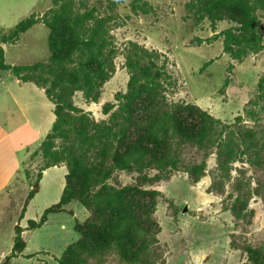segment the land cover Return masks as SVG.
<instances>
[{"label": "trees", "instance_id": "1", "mask_svg": "<svg viewBox=\"0 0 264 264\" xmlns=\"http://www.w3.org/2000/svg\"><path fill=\"white\" fill-rule=\"evenodd\" d=\"M197 1L209 10L220 7L239 17L241 31L250 36L254 48L260 46L257 11L264 10V0ZM134 2L135 9L151 11L146 2ZM109 21L84 0H53L44 15L33 13L7 33H0V70L42 89L54 106L51 130L39 145L44 164L25 198L20 220L40 191L43 172L63 164L67 175L59 202L39 220L28 221V229L41 228L51 215L69 212L66 207L72 202L89 212L85 221L75 222L79 238L66 248L58 264H104L109 256L118 264H165L166 248L158 239L161 227L155 216L161 193L137 184H115L114 176L137 172L142 178L152 175L149 181L160 183L182 173L196 185L207 176L214 156L216 168L209 192L224 196V210L236 219H246L255 192L236 175L244 174L237 164L244 163L239 160L244 156L259 160L260 144L256 132L239 127L240 117L226 123L194 103L168 100V87L175 81L167 80L165 65L157 66L160 54L134 43L137 57L127 61L130 79L127 92L117 94L118 110L109 120L91 119L74 104L73 97L81 92L86 101L97 102L112 74ZM38 24L49 30V58L26 65L8 63L3 45L14 44ZM221 34L224 52L233 46L244 47L231 29ZM23 231L18 223L12 250L1 264H11L23 255L27 247ZM231 247L237 248L234 235ZM242 251L250 264H264L258 249L245 245Z\"/></svg>", "mask_w": 264, "mask_h": 264}, {"label": "rangeland", "instance_id": "2", "mask_svg": "<svg viewBox=\"0 0 264 264\" xmlns=\"http://www.w3.org/2000/svg\"><path fill=\"white\" fill-rule=\"evenodd\" d=\"M84 2L95 6L100 16L111 18L107 26L114 50L112 74L102 86L99 100L88 102L81 92L73 97L74 104L89 113L91 119L109 120L118 110L117 94L127 92L130 79L127 61L137 57L134 43L160 54L157 66L165 65L167 80L175 81L168 87V100L194 103L226 123L240 117L239 127L256 132L260 144V159L239 158L244 163L237 166L244 169V174L234 173L255 192L246 219H236L224 210L225 197L209 192L216 168L214 156L209 160L207 176L196 185L182 173L160 183L149 181L152 175L142 178L137 172L114 176L115 184H137L161 193L155 216L161 227L158 239L166 248L165 264H250L242 251L245 245L264 255V10L257 11L261 43L254 48L250 36L241 31L239 17L220 7L209 10L197 0H141L151 8L147 14L135 9L134 0ZM52 7L53 0H0V33H7L33 13L42 16ZM229 29L243 40L244 47L233 46L226 53L221 33ZM48 38V28L35 25L14 44L4 47L6 61L13 65L46 61L50 56ZM16 103L26 108L24 112L31 116L38 138L26 149L29 155L25 160V149L19 150V170L12 184L0 194V264L12 250L18 223L24 228L27 247L11 264H58L66 248L79 238L75 222L85 221L89 212L72 202L66 207L69 212L51 215L41 228L28 229L29 220H39L47 208L60 200L67 175L66 166L60 164L43 172L40 191L20 220L25 198L44 164L39 145L55 117L54 106L42 89L21 83L0 70V139L4 130L24 120ZM9 147L5 141L0 150L7 151ZM4 157L2 152L0 161ZM6 161L12 162L9 154ZM233 235L237 244L234 249ZM104 264L118 261L109 256Z\"/></svg>", "mask_w": 264, "mask_h": 264}, {"label": "crops", "instance_id": "3", "mask_svg": "<svg viewBox=\"0 0 264 264\" xmlns=\"http://www.w3.org/2000/svg\"><path fill=\"white\" fill-rule=\"evenodd\" d=\"M16 104L20 113H22L24 120L17 127L12 128L11 130L8 128L4 130L3 136L0 139V145L5 141H8L10 146L9 150H7L10 153H7V151H5L4 149L0 150V155L2 152L5 155V157L1 158L0 161V194L4 193L6 188H8L12 184L14 175L19 170L18 167L20 163H22V160L18 155L19 150L25 149L26 151V149H28V147L30 146V143L34 140L36 141V139L38 138V133L31 116L26 115L24 112L26 111V108L21 104ZM7 154H9L12 158L11 163H8V161H6ZM28 155L29 152L26 151L23 160H25Z\"/></svg>", "mask_w": 264, "mask_h": 264}, {"label": "water", "instance_id": "4", "mask_svg": "<svg viewBox=\"0 0 264 264\" xmlns=\"http://www.w3.org/2000/svg\"><path fill=\"white\" fill-rule=\"evenodd\" d=\"M6 45H3V47H5ZM187 208H185L184 210L186 211Z\"/></svg>", "mask_w": 264, "mask_h": 264}]
</instances>
